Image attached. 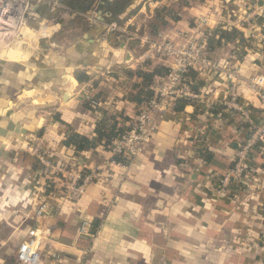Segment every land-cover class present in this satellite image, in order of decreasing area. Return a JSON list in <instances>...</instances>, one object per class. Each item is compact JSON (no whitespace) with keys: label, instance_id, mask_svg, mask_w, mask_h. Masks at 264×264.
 <instances>
[{"label":"crops","instance_id":"0c3cea01","mask_svg":"<svg viewBox=\"0 0 264 264\" xmlns=\"http://www.w3.org/2000/svg\"><path fill=\"white\" fill-rule=\"evenodd\" d=\"M151 8L135 1L121 17H128L122 27L138 30L152 20ZM250 8L248 0H186L179 19H169L160 33L178 41L196 34V22L208 17L209 31L234 26L247 35L249 27L239 18ZM229 9L235 14L230 19ZM101 24L91 27L86 18L63 12L50 40L57 46L46 49L45 63L35 66L21 62L16 53H32L29 45L0 50V130L10 122L20 129L0 135V264H18L16 252L35 227L50 230L42 264H162L163 257L168 264H264V152L256 148L251 153L252 178L240 190L223 196L213 192L245 136L238 131L241 117L216 125L208 115L207 105L227 93L225 81L213 74L201 77L200 99L183 109L176 100L167 109L153 140L133 163L113 165L112 178L95 181L77 201L63 198L50 216L36 217L38 164L31 145L39 140L55 158L75 156L88 168L111 158L102 144L82 151L63 145L65 132L95 137L96 125L109 115L120 121L119 114H125L127 125L141 103L129 100L135 77L126 69L136 70L146 60L150 68L162 65L124 32L116 45ZM208 34L197 36L207 41ZM226 44L220 39L215 47ZM235 62L245 79L264 73L262 51L248 50ZM239 88L253 118L262 121L263 102L245 82ZM31 93L32 108L24 113L19 106ZM87 96L101 104L93 107ZM40 108L45 114L35 113ZM26 119L29 125L21 126ZM85 219L90 225L96 220L95 232L91 226L87 234L80 232Z\"/></svg>","mask_w":264,"mask_h":264},{"label":"built area","instance_id":"2783aa9c","mask_svg":"<svg viewBox=\"0 0 264 264\" xmlns=\"http://www.w3.org/2000/svg\"><path fill=\"white\" fill-rule=\"evenodd\" d=\"M150 7L153 11L154 6ZM260 9L261 15L264 16V5L260 6ZM67 11L71 10L62 3V0H0V50L29 45L34 51L16 52L19 60L28 66L44 62L46 49L57 46L56 42L50 40L56 33V27L60 28L61 14ZM73 14L86 18L91 27H99L103 22L107 32H124L132 39L139 40L142 46L148 48L145 51L146 57H157L168 70L154 77L150 85L151 97L141 102L136 115L127 124V129L111 139L108 146H104L112 155L104 162L88 168L77 164L75 156H64L63 160L55 158L51 148L41 141L33 145L32 153L39 164L37 173L48 183V187L53 188L56 186L55 183L60 181V191L63 193L60 197L77 201L89 185L113 177L112 166L121 164L115 157L127 160V164L133 163L153 140L161 118L178 98L191 100L201 98V94L192 89L193 81L187 76L191 69H194L199 77L217 75L227 85L224 99L207 105L208 115H211L216 125H226L237 117L243 120L238 131L239 135L244 133L245 136L238 142L232 166L217 178L214 194L223 196L232 190H240L242 183L252 178L251 153L256 148L264 152V118L262 121L253 118L251 107L243 101L239 87L242 82L248 84L264 104V73H256L245 79L237 62L229 58L213 59L208 54V42L202 35L197 36V33L205 32L210 24L208 17H202L196 22L194 28L196 34H184L180 41H177L162 33L156 37L149 34L140 35L137 31L128 29L129 25L119 26L115 20L107 23L105 17L111 18V14H104L97 9ZM258 37L264 42V31ZM87 98L93 107L101 104L93 96ZM51 194H42L43 200L39 201L35 209L36 217L53 213V205L46 199ZM90 226L88 219L83 220L80 232L87 234ZM49 233L50 230L47 228L35 227L29 230L26 239L18 248L16 255L18 264H42ZM161 262L168 264L165 257Z\"/></svg>","mask_w":264,"mask_h":264},{"label":"trees","instance_id":"16d2710c","mask_svg":"<svg viewBox=\"0 0 264 264\" xmlns=\"http://www.w3.org/2000/svg\"><path fill=\"white\" fill-rule=\"evenodd\" d=\"M135 1L138 0H62V3L72 12L87 13L93 9H97L102 11L104 14L110 13L111 18L105 17V22L108 23L115 20L118 22L119 26L122 27L125 25L128 17H121L127 12V10ZM81 17V15L76 14V19H81ZM154 18L160 20V23H157L154 20L150 21L151 23L148 25V31L152 35L158 34L160 28L165 26L169 19L178 20L179 16L178 13H174L172 11L169 5H162V7L155 9ZM260 21L262 22V19H259V22ZM78 22L81 21L79 20ZM136 31L138 32V30ZM208 31V29L205 30V33H209L207 38L209 49H214L215 44L219 45V40L224 39V42L226 43H235L236 48L239 50L237 53L239 59L243 58L248 50L264 52V47L259 49L260 46L257 43L256 45H253L254 37L252 35L247 36L237 27L232 26L229 29L217 27L212 31ZM144 32V29H140V33ZM119 35H121L119 31H112L108 33V38L109 40H114L116 45H119V41L117 40ZM216 36H218L219 39H217ZM259 43L261 44L262 42L260 41ZM145 47L147 48V46ZM150 63V60H146L136 70L126 69L128 74H130L132 77H135V82L133 83L132 89L133 91L129 93V100L136 103L137 105L151 97L152 93L150 90V85L152 84L154 77L156 75L164 74L168 70L161 64L152 66L150 68ZM187 76L193 81L192 89L194 92H198L200 87L205 84V81L198 76L194 69H191ZM80 79L81 78L79 77V80ZM191 101V99L178 98L176 107L183 109L185 105L191 104ZM119 117H121L123 120H117V115H109L99 121L95 128V137H88L74 131H67L65 132L64 138L62 139V144L65 146H74L77 151L95 148L99 144H102L106 147L108 146L111 139L117 137L127 129L126 122L130 119L126 117L125 114H119ZM57 118L58 120L62 121L59 116H57ZM115 160L118 163L127 164V160L123 158L115 157ZM184 161H186V158ZM96 227L97 222L94 220L91 224V232H95Z\"/></svg>","mask_w":264,"mask_h":264},{"label":"rangeland","instance_id":"374dc122","mask_svg":"<svg viewBox=\"0 0 264 264\" xmlns=\"http://www.w3.org/2000/svg\"><path fill=\"white\" fill-rule=\"evenodd\" d=\"M141 2L144 3V4H146L147 6L148 5H150V6H155L156 5L155 8H154V10H153V12H152V15H154L155 14V9L162 7V5H169L170 8L172 9V11L174 13H181L180 11H181L183 5H185L186 0H141ZM263 2H264V0H263ZM248 4L250 5L251 8L248 9V11L245 12L244 16L241 15L239 19H242V21H245V23L249 27V30H247L248 32H246L247 33V36L252 35L254 33L253 34L254 35L253 36L254 37V43H253V45H256V43L259 45L260 44L259 43L260 41H259V37L257 36V34L259 32L261 33V32L264 31V26L262 28H258V27H256V22L257 21L259 22V19H262V23H264V16L261 15V9H260V5H259V0H248ZM227 15H228V19H230L231 17H234L235 14H234L233 10H230L229 9ZM153 20L156 21L157 23H160V20L154 18V16L152 17V20L151 21H153ZM145 23L146 24H143V22H142L141 24H139V27H140V28H138V32L139 33H140V29H144V30L145 29H147V30L149 29L148 25L151 22H146L145 21ZM169 24H170V22L167 25L162 26L160 28L158 34L160 32H163L162 29H164V28L167 29L169 27ZM226 24L227 25H230V24H228L227 21H226ZM136 28L137 27H134L133 29L135 30ZM143 34H145V33H140V35H143ZM147 34H149L151 37L152 36L153 37H156V35H157V34L156 35H152L149 31H148ZM178 41H180V40H178ZM214 50L215 51H213L212 53H208L213 59L220 60L222 58L223 59H228L229 58L233 62L235 61V59L233 58V56H237L236 58L239 59L238 58V55H237V53L239 52V50L236 48L235 43H230V45L226 44L224 46L222 45V46H219V47L216 46L214 48ZM247 54H248V51H247V53L245 55H247ZM153 58H157V57L153 56ZM31 95H32V93L29 94V95H25V98H24L25 100H23L24 103H21V105L19 106V109H22L23 108V111L22 112H24V113L25 112L28 113L27 111L32 108L31 105L28 104V102L31 103V101H30L31 98H29ZM34 95H35V93H34ZM44 110L45 109H43V108L41 109L40 108V109L36 110L37 112H35V113H37V114H45L44 113ZM28 120L29 119H26L25 121L21 122L20 125L23 126V127H25L26 125H29V124H27L28 123L27 122ZM38 141L39 140H37L31 146L32 147H33V145L35 146ZM37 164H38V162H37ZM38 166H39V164H38ZM36 178H37V180H39V186H38V188H39V196H38L39 199L41 201L43 200V197H42L43 195H41L43 193L44 194H49V195L52 193L51 196H49L46 199L51 203V205L57 207L56 206L57 203L59 201H63V198L60 197V195L63 194L60 191L61 190V184H60L61 182L60 181H57L55 183L56 186L53 187V188H50V187H48V183L44 182L43 177L40 174L36 173ZM47 188H50L51 189L50 192H46V189ZM56 217H58V215H56ZM47 236H49V235L47 234ZM17 252H18V250H17ZM17 252H16V255H17Z\"/></svg>","mask_w":264,"mask_h":264},{"label":"water","instance_id":"95a60500","mask_svg":"<svg viewBox=\"0 0 264 264\" xmlns=\"http://www.w3.org/2000/svg\"><path fill=\"white\" fill-rule=\"evenodd\" d=\"M14 130L19 131L20 129L16 127V125L13 122H10L7 128L0 130V135H6L9 131H14Z\"/></svg>","mask_w":264,"mask_h":264}]
</instances>
